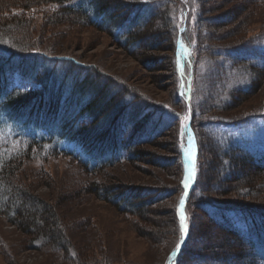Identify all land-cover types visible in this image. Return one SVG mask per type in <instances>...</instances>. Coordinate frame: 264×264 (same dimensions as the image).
<instances>
[{
    "label": "rangeland",
    "instance_id": "obj_1",
    "mask_svg": "<svg viewBox=\"0 0 264 264\" xmlns=\"http://www.w3.org/2000/svg\"><path fill=\"white\" fill-rule=\"evenodd\" d=\"M70 2H52L27 9L12 8L11 14H23L28 18L30 36L22 37L17 32L19 29L15 31L18 26L7 20L6 25H13L10 33L17 34L19 39L4 33L0 37V46L14 51L26 48L30 54L47 51L95 65L94 68L99 69L103 75L113 77V81L123 82L127 89L148 99L151 105L148 110L153 113L147 114L145 107L142 109L132 121L136 124L131 130L133 133L122 140L115 139V157L118 160L98 172L91 169L88 171L70 157L51 151L47 145H36V157L30 155L20 160V164H17L19 182H23L33 194L53 207L59 217V228L69 245L67 249L37 246L20 224L0 212V264H164L170 250L182 240L179 236L180 216L176 211L181 194L177 145L179 124L190 120L198 127L201 143L205 141L200 154L199 181L203 177L205 165L207 183L204 182L201 192L209 198L216 196L218 200L264 204V182L258 183L262 174L255 181H250L246 176L248 169L239 165L232 170L230 163L223 160L228 154L238 159L239 152L230 150L231 147L246 148L248 144L258 155H264V119L235 126L223 124L224 121L242 120L253 113L264 111V74H260L262 71L256 66H249V70L237 63L229 65L230 62H224V68L218 64L219 56L229 55L228 49L232 44L248 36H255L264 29V0H158L162 9L167 11L173 30L182 25L181 32H186L200 43L195 73V64H192L189 50L181 51L182 69L178 82L177 75L173 73V49L164 35L165 26L162 27L160 21L156 28L153 22L150 23L149 29L153 32L147 33L148 36L139 44L146 48L143 49L144 54L138 46L129 53L115 37L86 24L83 18L78 19L72 14L65 16L63 11ZM175 3L180 4L174 6ZM184 4L185 10L177 15ZM146 12L145 8L138 14L144 16ZM5 14L11 15L9 10ZM51 14L63 19L55 24L49 20L48 15ZM199 17L209 24L201 28L198 25ZM258 40L260 38L254 42ZM26 41L28 45L24 44ZM155 44L158 46L154 47ZM52 66L53 63L43 65L37 61L35 67L26 74L18 71L10 77L16 84L25 86L24 78L30 76L32 81L29 86L36 89L39 84L34 79L36 73L44 75ZM56 67L59 66L54 65L53 68ZM59 70L54 71L57 78L61 77ZM214 73L219 74L215 76ZM253 73V79L259 77V85L253 86V82L245 93V88L252 82ZM185 82L186 88L188 83L193 87V91L185 95L186 99L193 96L192 100L174 103L176 94L182 91L180 87ZM232 89L236 94L229 100L232 98ZM115 90L116 85L109 89L112 93ZM180 97L184 99V96ZM225 100L233 103L226 106ZM202 103H206L207 113L203 115L200 111V114H195L198 109L194 105L200 107ZM155 104L166 112L152 109ZM135 107V104H130V108ZM169 113H174L175 119H171ZM123 117L120 119L123 126L121 129L125 132L127 117ZM141 125L144 129L140 130ZM23 130L17 122L0 115V133L12 137L16 133L24 136L23 133L37 132L34 129ZM122 130L111 133L110 139L119 137ZM3 139L5 142L0 144L6 143L7 139ZM130 139L132 143L128 141ZM147 139L152 141L145 142ZM61 144L77 151L72 142ZM134 145L136 147L130 151ZM7 146L8 153L22 154L24 150L21 142H7ZM139 150H144L146 155H138L136 152ZM132 153L136 154V158L128 161ZM225 163L228 167L224 172ZM250 166L253 175L259 174ZM220 171L224 174L230 171L236 173H233L232 180H225ZM260 171L264 172L262 169ZM93 183L98 186L108 183L118 185L121 191L126 187L139 186L145 193L135 195L126 190L121 198L126 197V202L133 203L134 210H137L126 212L118 205L120 199H116L118 204H115L107 198L106 192L94 191ZM248 184H259L263 189L243 199L239 192ZM144 188L164 189L169 191V195L160 202L150 203L142 211L137 205L138 201L155 196L147 193L148 190ZM113 189L116 190L115 187ZM215 190L217 194H214ZM189 203L185 210L191 236L178 264H254L255 253L259 252L257 246L247 244L240 237L215 226L201 211L191 207V204H195L194 199ZM27 208L34 211L32 206ZM258 228L264 232V229Z\"/></svg>",
    "mask_w": 264,
    "mask_h": 264
},
{
    "label": "trees",
    "instance_id": "obj_2",
    "mask_svg": "<svg viewBox=\"0 0 264 264\" xmlns=\"http://www.w3.org/2000/svg\"><path fill=\"white\" fill-rule=\"evenodd\" d=\"M65 1L67 0H0V37H2L1 35L4 33H9L8 35L14 39H19L17 34L10 33V31H13V25H6L5 21L7 20H10L18 26L15 31L19 29L17 32H20L23 35L22 37L28 38L30 36L31 25L28 18L24 17L23 14H11L12 8L22 7L27 9L34 5L40 6L52 2L61 4ZM179 4L180 3H175L174 6H178ZM145 8L147 9L146 14L144 16L139 15L138 12ZM162 8L163 6L159 5L158 0H71V2L66 5L63 14L65 16L72 14L78 19L83 18L86 24L97 27L115 37L129 53H132V49L136 46L142 50L146 49L144 45L139 46V44L143 38L148 36L147 33L153 32V30L149 29L151 28L150 23L153 22L156 28V25H158V22L160 21L162 27L165 26L164 35L167 40L170 41L173 49V73L174 75H177L178 82L179 72L177 52L182 44V35L192 41L191 54L196 60L199 58L198 53L200 43L195 38L189 36L186 32L180 35L179 32L182 29V25H180V27L177 26L174 31L167 11ZM7 10H9L11 15L7 14L6 16L5 13ZM184 10L185 4L182 9L177 12V15L179 13L182 14L181 11ZM48 16L49 20L55 24L60 23L63 19V17L58 15L54 16L51 14ZM207 23L208 22H206L204 18L199 17L198 25L201 26V28L205 27ZM204 36L205 35H203L202 38ZM256 38H260V40L254 42ZM27 41L26 43L24 42V44L28 45ZM263 42L264 29L255 36H248L244 40L242 39L237 43L235 42V44H232L228 49L229 55L219 56V67L224 68L222 64L224 62H230L228 64L231 65L237 63V65H243L249 70H251L249 66H256L262 71L261 73L259 71V73L264 74V60H257L259 57L258 54H260L261 50L259 44ZM153 46L157 47L158 44ZM144 50L142 51V54H144ZM232 51H234L233 54ZM40 52L46 55H53L47 51ZM43 54L37 53L31 55L26 48H22L21 52L12 54L8 59L0 58V111L5 113L9 119L15 122L21 121L25 126L30 125L36 128H45L53 133L61 136L63 135V137L73 139L87 150L86 153L91 155V160H100L102 163H106L107 166L108 161L113 159L117 161L118 159L115 157V139L118 138L122 140L128 137V134L133 133L131 130L136 127V124L132 121H134L135 117L143 111L142 109L144 107L147 114L153 113V111L148 110L151 106L148 103V99L139 96L138 93L133 92V90L131 91L127 89L123 82L120 83L119 81H113L115 80L113 77L103 75L104 73H100L99 69L94 68L95 65L90 68H84L70 63L67 66L69 63L68 61L53 62ZM37 61H41L43 65L53 63L52 69L48 70L44 75L40 72L36 73L35 80L40 83L39 88L30 90L11 84L10 73L21 71L23 74H26L35 67ZM54 65L59 67L53 68ZM56 69H60V78L55 76L56 72L54 71ZM214 74L215 76H218L219 73ZM253 78L254 73L250 86L245 88V93L249 87H252L253 82V86L258 84L259 77L256 76L255 79ZM25 79L27 81L32 80L30 76L25 77ZM112 85H116L117 87V90H115L114 93L109 91ZM237 92H243V90H238ZM230 94L232 95V98L228 99L232 100L235 97L236 92H233L232 89ZM180 96L182 95H180L178 91L174 103L181 101L184 103L185 98L182 99ZM121 102H123L122 105H120ZM231 103H233V101H224L226 106H231ZM130 104H135L136 107L132 109L130 108ZM151 108L157 110V112H166V110H161L156 104ZM194 108L198 109L195 114H200V111L203 115L207 113L206 103L200 104V107L194 105ZM127 111H129V114H127ZM258 113H264V111ZM169 114L172 115L171 119H175L174 113ZM123 116L127 117L125 118L126 121L124 125L125 132L122 130L123 126L122 121L120 120ZM244 119L245 118L242 120ZM129 126L131 128L128 133ZM190 126L195 140L196 153H198L197 175L194 187L187 203L185 204V209L189 206L191 199H194L195 204H191V207L195 210L197 209L199 212L201 211L211 223L215 224V226L223 228L237 238L240 237L247 244L257 246L259 252L255 253L256 256L253 262L254 264H264V232L262 233L258 228L259 226L264 229V204L251 205L249 203H241L234 200H218L216 196L209 198V196H206L201 192L204 182L205 184L207 183V178L204 174L205 165L202 170L203 177L199 181L200 154L203 147H205V141L203 144L201 143L198 127L195 126L193 120L190 121ZM182 127V123L179 124L177 145V159L181 173V194L183 192L184 175L182 155L185 145V134L182 133ZM142 128L144 129L143 125H141L140 130ZM121 130L122 132L119 137L116 136V138L110 139L109 135L111 133H114V131H117L118 133ZM128 141L132 143L131 139ZM149 141L152 140H145V142ZM30 146L31 143L28 144V147ZM135 147L136 145H134L133 149H130V151H133ZM0 150L2 152L7 151L5 147H1ZM230 150L239 152L238 159L231 154L225 155L223 158L225 162L230 163L232 170L234 167H239V165L243 166L244 169H248L246 176L250 181H255V178L260 177L259 175L262 174L263 176L261 175V179L258 183L264 182V172L260 171V169L264 170V156H258L240 147H231ZM136 153L142 157L146 155L144 150H139ZM16 154L17 153H8V155L5 156L6 158L10 157L8 160L0 159V212L7 215L11 221L20 224L25 231L31 235L33 242H35L37 246H58L55 248L67 249L69 241H67L66 236L62 233V229L59 228V217L53 207L40 196L33 194L23 182H19L20 179L17 175L19 166H17V164H20V160H23L25 157ZM130 158H136V154L132 153L127 158L128 161H130ZM79 160L84 163L82 167L85 166L88 171H91L86 167L88 166L87 162H84L81 158H79ZM250 165H252L254 167L253 169L259 173L256 174L257 176L253 175V172L250 171L252 170ZM219 166L220 165L218 164L216 165L217 168H219ZM224 166L225 172L228 165L225 163ZM103 168L104 167L98 168L97 165L93 167L96 172ZM224 172L222 173L220 171L223 176L222 178L225 180H232L233 173L234 175L236 173H231L230 171L229 173L224 174ZM209 180L211 181L210 183H212V177H210ZM234 181L237 182L236 178ZM254 185L255 184H248L243 188V190L239 192L241 193L240 197L245 199V197L250 196L252 193H256L260 189H263L259 184ZM113 187H115L116 190H114ZM126 188L127 189L121 191L118 190V185L112 186V184L108 183V185L105 184L98 186L97 184H92V189L94 191L98 190L99 193H102L101 191L106 192L107 198L115 204L117 203L116 201L120 199L119 204H117L126 212H135L137 211L134 210L135 205L126 202L127 198L124 197L122 199L121 195H123L126 190L135 193V195L140 193L143 194L145 192H142L141 190L143 189L139 186ZM144 189L148 190L147 193L154 194L155 196L150 199L138 201L137 205L142 211L146 210L150 203L153 204L160 202L169 195V191L164 189L163 191H159L156 188ZM214 194H217V190H215ZM31 206L34 208V211L27 208ZM179 207L180 197L176 205V211L178 214ZM36 210L37 213L35 214ZM238 212L240 213V218L235 219L233 214ZM241 220L244 222L243 229H239L234 224ZM179 236H182L181 224ZM186 236L188 241L191 236L188 222ZM174 249L170 250L171 253ZM171 253L165 260L164 264H166ZM180 255L177 258L176 264L180 261Z\"/></svg>",
    "mask_w": 264,
    "mask_h": 264
},
{
    "label": "snow or ice",
    "instance_id": "obj_3",
    "mask_svg": "<svg viewBox=\"0 0 264 264\" xmlns=\"http://www.w3.org/2000/svg\"><path fill=\"white\" fill-rule=\"evenodd\" d=\"M181 47H183L182 44H181ZM185 119H187V117H185ZM189 178H192V177H189ZM184 187H185V189H187V187H188L187 181H185ZM184 204H185V199L182 197L181 201H180V207H179L182 236L186 235V232H187V217L184 213Z\"/></svg>",
    "mask_w": 264,
    "mask_h": 264
}]
</instances>
